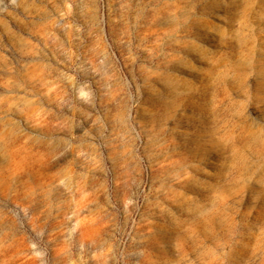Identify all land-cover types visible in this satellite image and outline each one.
Listing matches in <instances>:
<instances>
[{
	"label": "rangeland",
	"instance_id": "374dc122",
	"mask_svg": "<svg viewBox=\"0 0 264 264\" xmlns=\"http://www.w3.org/2000/svg\"><path fill=\"white\" fill-rule=\"evenodd\" d=\"M0 264H264V0H0Z\"/></svg>",
	"mask_w": 264,
	"mask_h": 264
}]
</instances>
